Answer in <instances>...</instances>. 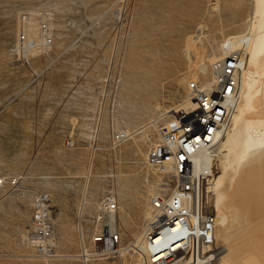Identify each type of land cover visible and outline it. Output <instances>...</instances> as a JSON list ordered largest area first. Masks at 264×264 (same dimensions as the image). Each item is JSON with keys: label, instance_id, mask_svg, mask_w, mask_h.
<instances>
[{"label": "rangeland", "instance_id": "obj_1", "mask_svg": "<svg viewBox=\"0 0 264 264\" xmlns=\"http://www.w3.org/2000/svg\"><path fill=\"white\" fill-rule=\"evenodd\" d=\"M254 2L0 0V175L21 176L18 185L0 190V264H82L76 257L80 208L90 232L108 194L117 199L120 248L134 240L153 194L171 190L145 162L157 133L155 125L144 126L166 119L187 99L190 78L209 79L195 71L199 58L206 57L209 69L225 36L247 33ZM21 12L38 25L47 15L54 33L49 56L56 61L37 79L12 52ZM190 39L195 44L188 53ZM32 62L40 71L49 58L41 53ZM125 130L140 132L114 146L112 135ZM69 138L73 146L65 145ZM40 191L50 194L55 209L57 201L75 206L73 230L57 239L55 260L32 257L22 242ZM123 258L137 262V255ZM88 264L120 262L116 256Z\"/></svg>", "mask_w": 264, "mask_h": 264}, {"label": "built area", "instance_id": "obj_2", "mask_svg": "<svg viewBox=\"0 0 264 264\" xmlns=\"http://www.w3.org/2000/svg\"><path fill=\"white\" fill-rule=\"evenodd\" d=\"M32 18L34 16L27 12L20 13L12 52L15 60L37 79L56 61L55 57L49 56L55 39L45 15L38 20L41 41L30 37L27 26ZM250 41V33L224 38L220 50L222 56L210 62L209 82L200 78H190L187 82L186 96L193 105L178 106L166 119L167 115L144 126L155 125L157 133L146 151L145 162L149 168L162 174V181L171 186V190L151 197L153 218L144 236V246L139 247L132 241L126 245V255H137V262L131 264H200L199 257L188 261L189 241H204V248L210 251L207 264H217L221 248L215 234L216 213L210 211L212 207L206 204L203 196L214 169L212 165L207 167L202 158L206 157L210 164L216 161L231 128L229 115L236 114L243 92ZM38 48L43 50L40 54L49 58L40 71L32 62ZM132 137L127 132L117 131L112 135L113 145ZM73 144L72 139L65 140L66 146ZM93 145L94 149L98 148L96 138ZM20 179L21 176L0 175V190L18 185ZM50 203L48 192L33 195L31 220L22 240L32 250V257L44 261L60 256L54 230L56 209ZM117 209L116 197L108 194L98 203V213L90 232L81 227L82 221L79 220L80 247L76 257L82 264L116 256L120 264H126L124 254L119 253L121 236L117 228Z\"/></svg>", "mask_w": 264, "mask_h": 264}, {"label": "bare ground", "instance_id": "obj_3", "mask_svg": "<svg viewBox=\"0 0 264 264\" xmlns=\"http://www.w3.org/2000/svg\"><path fill=\"white\" fill-rule=\"evenodd\" d=\"M32 20L34 19L29 20L27 33L39 42L41 41L39 25L32 23ZM249 23L247 33L251 34V41L243 92L237 112L235 115H229V124L232 125L222 142L221 152L216 161L210 164L206 157L202 158L207 167L212 165L214 169L213 178L205 186L203 196L215 210L217 244L223 246L217 264H264V0H255ZM194 44V40L188 41V53H191ZM221 49L222 46L219 51ZM42 51L40 48L36 49L34 51L36 57ZM216 58L218 57L207 59L212 62ZM207 65L206 57L203 55L199 58L195 71L209 74ZM204 82L208 83L209 79ZM191 105L193 101L187 98L179 106ZM124 132L133 135L134 138L140 131ZM107 148L101 147L100 150L108 151ZM92 161H95L94 155ZM216 168L219 171L215 175ZM90 177L91 175L87 177L88 181ZM87 190L88 182L84 200L82 199L83 205L87 202ZM154 195L158 194L155 192ZM83 212L84 206H81L80 221ZM152 218L151 211L147 213L142 229L135 232L132 242L139 247L144 245V236ZM81 227L83 228L82 224ZM120 247L121 245L119 253H126L127 247ZM188 251V261H195L198 257L200 264H207L210 261V251L204 248V241H189Z\"/></svg>", "mask_w": 264, "mask_h": 264}, {"label": "crops", "instance_id": "obj_4", "mask_svg": "<svg viewBox=\"0 0 264 264\" xmlns=\"http://www.w3.org/2000/svg\"><path fill=\"white\" fill-rule=\"evenodd\" d=\"M54 206H56V214H55L56 217L54 219V229H55L56 238L59 240L62 238L61 237L63 236L62 234L66 233V231L71 233L73 230L72 224L75 220L74 218L75 217V206L65 204L62 201H57L54 204ZM83 228L84 230H86L84 226ZM77 233H78V238H79L78 228H77ZM79 247H80V243H79Z\"/></svg>", "mask_w": 264, "mask_h": 264}, {"label": "water", "instance_id": "obj_5", "mask_svg": "<svg viewBox=\"0 0 264 264\" xmlns=\"http://www.w3.org/2000/svg\"><path fill=\"white\" fill-rule=\"evenodd\" d=\"M210 211H214V209L213 208H211V210Z\"/></svg>", "mask_w": 264, "mask_h": 264}]
</instances>
